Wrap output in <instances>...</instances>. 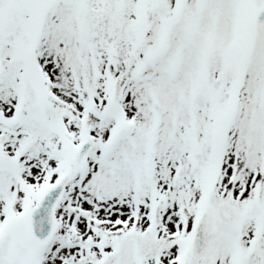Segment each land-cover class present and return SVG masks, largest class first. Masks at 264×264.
<instances>
[{
	"label": "snow or ice",
	"instance_id": "6c2138e0",
	"mask_svg": "<svg viewBox=\"0 0 264 264\" xmlns=\"http://www.w3.org/2000/svg\"><path fill=\"white\" fill-rule=\"evenodd\" d=\"M0 264H264V0H0Z\"/></svg>",
	"mask_w": 264,
	"mask_h": 264
}]
</instances>
